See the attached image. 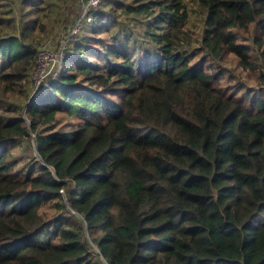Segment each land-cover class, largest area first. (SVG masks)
Listing matches in <instances>:
<instances>
[{"label": "trees", "instance_id": "trees-1", "mask_svg": "<svg viewBox=\"0 0 264 264\" xmlns=\"http://www.w3.org/2000/svg\"><path fill=\"white\" fill-rule=\"evenodd\" d=\"M65 1L0 0V264H264V0H99L32 94Z\"/></svg>", "mask_w": 264, "mask_h": 264}, {"label": "rangeland", "instance_id": "rangeland-1", "mask_svg": "<svg viewBox=\"0 0 264 264\" xmlns=\"http://www.w3.org/2000/svg\"><path fill=\"white\" fill-rule=\"evenodd\" d=\"M86 1L87 0H66L62 4L65 15L60 16L61 22L51 28L48 35H39H43L45 38L43 39L40 46L37 47L38 66L34 70L32 76V94H35L41 90V88L43 87L41 86V84L45 82L47 77L46 73H55L60 68L61 57L63 55V47L67 39V36H65L64 34V28H62V25L67 24V26H71L69 34L76 32L80 26L81 20L85 17L84 15L87 9ZM50 23L51 20L46 21L47 27H49ZM244 34L243 36H245ZM191 36L192 44H195L197 31L192 32ZM243 40L241 41L249 43L248 41ZM223 62V66L229 70L230 78L226 81V83L221 82L222 86H230L235 90L238 87L240 88V86L242 85L246 88V90H250L251 92H253L252 89H254V93H257V89L261 84L257 71L248 69V67H243L238 62L237 58L233 56L226 57ZM262 93L261 95H264V93ZM21 115L25 118L24 112H22ZM66 119L67 118L65 117L62 118L60 120V124L61 122L63 123ZM25 121L26 123H28L27 120ZM46 238L47 236H45L43 232H41L38 236V239L40 240H45Z\"/></svg>", "mask_w": 264, "mask_h": 264}, {"label": "built area", "instance_id": "built-area-1", "mask_svg": "<svg viewBox=\"0 0 264 264\" xmlns=\"http://www.w3.org/2000/svg\"><path fill=\"white\" fill-rule=\"evenodd\" d=\"M99 2V0H87L86 1V7H90V6H92V5H95V4H97ZM62 55V54H61ZM37 66H38V64H37ZM37 66H36V68H37ZM35 68V69H36ZM48 73H46V75H47ZM45 75V76H46Z\"/></svg>", "mask_w": 264, "mask_h": 264}]
</instances>
